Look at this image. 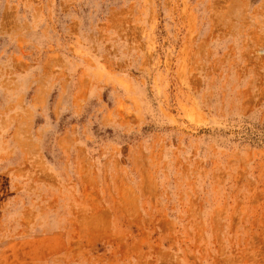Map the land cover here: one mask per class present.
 Here are the masks:
<instances>
[{
    "label": "rangeland",
    "instance_id": "rangeland-1",
    "mask_svg": "<svg viewBox=\"0 0 264 264\" xmlns=\"http://www.w3.org/2000/svg\"><path fill=\"white\" fill-rule=\"evenodd\" d=\"M0 264H264V0H0Z\"/></svg>",
    "mask_w": 264,
    "mask_h": 264
}]
</instances>
